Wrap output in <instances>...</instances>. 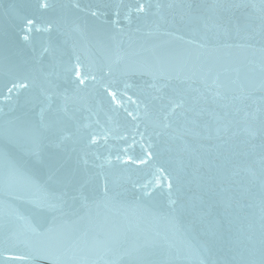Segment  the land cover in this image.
<instances>
[{
    "label": "water",
    "instance_id": "water-1",
    "mask_svg": "<svg viewBox=\"0 0 264 264\" xmlns=\"http://www.w3.org/2000/svg\"><path fill=\"white\" fill-rule=\"evenodd\" d=\"M0 264H264V0H0Z\"/></svg>",
    "mask_w": 264,
    "mask_h": 264
},
{
    "label": "snow or ice",
    "instance_id": "snow-or-ice-1",
    "mask_svg": "<svg viewBox=\"0 0 264 264\" xmlns=\"http://www.w3.org/2000/svg\"><path fill=\"white\" fill-rule=\"evenodd\" d=\"M137 10L142 12L144 10V5L141 4ZM93 14L95 15V13H93ZM28 23H32V21H28ZM79 75H80V73H79V71H77V76H79ZM80 82L83 83L84 81L81 80ZM20 87H25V85L21 84ZM9 91H11V89H9ZM110 95L114 96L113 93H110ZM129 115H131V114L129 113ZM129 159H131V158H129Z\"/></svg>",
    "mask_w": 264,
    "mask_h": 264
}]
</instances>
